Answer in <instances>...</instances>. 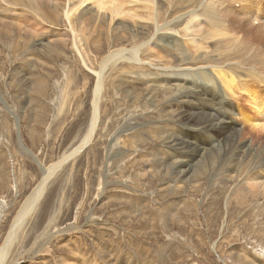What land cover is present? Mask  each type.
Here are the masks:
<instances>
[{"label":"rangeland","instance_id":"1","mask_svg":"<svg viewBox=\"0 0 264 264\" xmlns=\"http://www.w3.org/2000/svg\"><path fill=\"white\" fill-rule=\"evenodd\" d=\"M156 1L166 14L185 11L182 8L189 2ZM149 3L118 0V4L124 6L123 15L126 14L114 16L118 20L114 17L112 20L109 12H100L105 19L104 28L101 34H92V38H101L102 48H87L90 54L98 55L97 59L90 60L93 71L78 54L68 61L62 57L45 63L31 61L28 57L22 59L19 55L26 50L28 39H20L18 31L7 34L0 29V249L7 242L23 204L29 201L44 178L45 167L78 148L89 133L98 83L94 70L100 71L101 62L109 52L108 27L129 25L122 31V40L112 41L117 40L115 46L118 43L119 47L130 50L144 39L143 33L135 38L134 32L152 23L149 19L152 4ZM233 5L240 7L239 3ZM50 8L43 13L57 23V27L63 28L61 11ZM10 12L9 15H17L16 18L23 21L24 17L32 18L29 11H22V16ZM85 24L93 30L92 21ZM153 27L147 32H152ZM86 35L90 37L89 33ZM68 45L64 51L72 54L74 44L71 41ZM229 45V42L224 43L225 48ZM225 48L219 52H225ZM169 52H161L154 61L157 64L150 69L144 62L128 58L120 61L117 69H113L112 63L109 65L110 69L105 71L99 124L91 141L56 168L38 205L18 231L8 256L0 264H72V261L78 264V260L79 264H264V212L260 213L259 207L256 209L250 193L231 196L230 182L223 177L216 182L205 178L196 188L187 184L175 188L171 184L167 187L163 176H155L150 171L142 174L145 165L153 164L147 159L152 158L149 152L156 145L153 141L159 142L158 132L174 125L166 112L173 104L169 102L171 93L163 88L156 104L129 99L123 91L124 86H117V80L130 79L129 83L139 87L147 81L174 80L179 73L178 69L169 68L172 63ZM42 53L48 54L47 51ZM197 78L198 83L204 84L203 78ZM64 92L68 93L67 101ZM141 128L154 133L155 139L144 142L142 133L145 130ZM248 131H243L244 137L252 142L258 134L250 135ZM112 135L118 146L110 152ZM143 153L149 156L145 158Z\"/></svg>","mask_w":264,"mask_h":264},{"label":"bare ground","instance_id":"2","mask_svg":"<svg viewBox=\"0 0 264 264\" xmlns=\"http://www.w3.org/2000/svg\"><path fill=\"white\" fill-rule=\"evenodd\" d=\"M146 1H150L152 4L149 14L152 23L151 25L144 24L134 32L135 38L139 36L138 33H143L144 39L141 43L136 44L130 50L125 49L124 46L119 47L118 43L115 46L114 42L117 40L112 41V39L122 40V31L127 30L129 25L120 24L121 26L108 27L109 52L105 53V57L103 56L100 71L94 70V73L97 74L98 83L95 86L93 115L89 133L86 134L84 140L82 139L83 141L78 148L66 154L57 163L50 166L44 165L46 166L44 178L31 193L29 201L23 204L17 219L12 224L7 242L0 249V263L8 256L11 245L17 239L18 231L29 218L30 213L35 210L34 207L38 205L46 190V184L54 175L56 168L69 157L82 151L85 145L91 141L90 139H92L99 124V109L106 85L104 82L105 71L111 63L113 69H117V65L120 61L124 62L125 58L139 63L142 61L150 69L157 64H154V61H157L155 59L161 56V52L170 51L172 63L169 68L178 69L179 73L177 74L179 76H176L174 80L142 83L143 88L129 83L130 79L124 80L118 77L121 80H117V83L119 82L117 86H124L122 87L124 88L123 91L129 99H140L146 103L156 104L157 95L159 96L163 88L171 93V99H168L170 104H173L169 106L166 112H169L168 115L173 119L174 125L171 129L162 128L163 130L158 132L160 134L157 137L159 142L153 141L156 145L149 152L152 158L147 159L153 164L145 165L142 174H147L150 171L155 176H163L165 185L168 187L171 184L175 188L185 184L196 188L205 178L210 182H216L223 177L230 182L228 185L231 187V196H239L243 192L250 193L255 204H257L256 209L259 207L260 213L264 212V0H189L182 8L185 11H169L167 14L161 11L160 4L156 0ZM131 2L134 3L135 1ZM234 3H239L240 7H234ZM51 5L54 8H50ZM122 7L124 6H120L118 0H0V29L7 34L18 31L20 39H28L26 44L23 43L27 45L26 50L19 55L22 59L26 60L28 57L31 61L45 63L46 60L62 57L68 61L69 59L74 60V55L78 54L83 63L88 65L91 70L90 60L95 59L98 55L93 52L90 54L87 48L92 46L99 50L102 48L103 42L101 38H92V34L96 32L101 34V30L104 28L103 14L105 12H109L113 20L114 16L123 15L125 11H121ZM49 8H56L57 11H61L59 13L63 18V28L57 27V23H54L43 13ZM140 10L142 11V9ZM10 11L21 16L24 15L22 11L24 13L29 11L28 13L32 18L24 17L25 21H23L22 18H16V14V16L9 15L8 12ZM19 11L21 12L19 13ZM102 11L103 14L100 13ZM10 13L12 14V12ZM115 17L114 19L118 20ZM88 20L92 21L93 30L85 24ZM132 23L135 24L136 21ZM89 24L91 25V23ZM150 27H153L152 32H147ZM87 33L90 37L86 35ZM17 36L15 34V37ZM71 41L75 48L72 54L64 51ZM83 41L86 44L84 47H82ZM225 42H229L228 48H225ZM59 47L64 49L60 50ZM157 47L159 50H156ZM223 47L226 49L225 52L223 50L219 52ZM171 48L174 49L171 50ZM43 51H47L48 54L45 55L42 53ZM163 61L165 60L163 59ZM189 76L193 78L189 79ZM196 76L203 78L204 84L198 83ZM64 93L65 99L68 93ZM66 101L63 102L65 106ZM127 103L129 104V102ZM63 104L61 105L63 106ZM240 124H243L244 128H241ZM183 128H185L184 132ZM243 131H248L250 135L253 132L258 135L256 139L254 138L250 142L247 137H244ZM153 134L148 130L143 131L144 138L142 140L144 142L154 140L155 135ZM117 146L118 141L114 137L110 143V152ZM132 148L134 149V147ZM27 152L31 153L30 150ZM119 154L117 153V155ZM142 155L145 158L149 156L144 153ZM44 166L42 167L44 168ZM140 180L142 179L140 178ZM163 187H165L164 184ZM78 262L80 263L79 260Z\"/></svg>","mask_w":264,"mask_h":264}]
</instances>
